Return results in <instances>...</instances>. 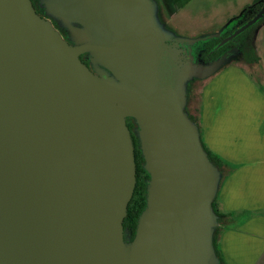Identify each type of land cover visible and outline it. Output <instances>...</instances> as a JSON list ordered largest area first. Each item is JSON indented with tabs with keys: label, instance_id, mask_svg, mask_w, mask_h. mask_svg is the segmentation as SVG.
<instances>
[{
	"label": "water",
	"instance_id": "obj_1",
	"mask_svg": "<svg viewBox=\"0 0 264 264\" xmlns=\"http://www.w3.org/2000/svg\"><path fill=\"white\" fill-rule=\"evenodd\" d=\"M39 1L48 19L32 0H0V264H221L222 174L187 95L236 56H185L179 43L207 37L168 29L156 0ZM263 17L264 6L220 46ZM129 118L150 180L125 242L137 181Z\"/></svg>",
	"mask_w": 264,
	"mask_h": 264
},
{
	"label": "crops",
	"instance_id": "obj_2",
	"mask_svg": "<svg viewBox=\"0 0 264 264\" xmlns=\"http://www.w3.org/2000/svg\"><path fill=\"white\" fill-rule=\"evenodd\" d=\"M254 1L159 0V18L181 36L174 26L198 16L207 19L211 4H220L221 22L212 24L214 34L202 32L191 39L208 37ZM255 47L259 64L231 62L199 83L196 99L202 142L224 172L217 196L227 216L217 240L222 264H264V23L255 32Z\"/></svg>",
	"mask_w": 264,
	"mask_h": 264
},
{
	"label": "trees",
	"instance_id": "obj_3",
	"mask_svg": "<svg viewBox=\"0 0 264 264\" xmlns=\"http://www.w3.org/2000/svg\"><path fill=\"white\" fill-rule=\"evenodd\" d=\"M156 1H159V0H156ZM35 2L37 5L40 6L39 0H35ZM263 6H264V0H255L253 3L247 5L242 10V12L238 16L234 17L231 20V22L224 28L219 38H214V39L210 38L208 40H204L205 42H203L202 50L205 51L207 54L210 51H214L212 57H217L218 55H220L225 49L229 47V45H231V43H229L223 47L217 48L220 42L226 36L233 33L238 27L250 21L263 8ZM262 23H264V18H262L257 25L251 27L249 30H247L245 33H243L241 36H239L236 39L237 42H240L242 45L241 47L242 57L241 58L248 65H256V64H259L260 62V58L258 57L256 47H255V36L252 37V35L249 36V34L253 32V30H255L259 24H262ZM192 84L193 83H191L188 87L187 113L189 114V118L194 123H196L200 129V110H199L198 103L197 102L193 103L192 101V94H193ZM133 141H134L133 144H134V152H135V159H136L137 181H136V187H135L133 198L128 206L127 217L124 220V231L132 235V237H135L139 217L147 206V189H148V184L150 180V175L145 169V160H144L142 150H141V142H140L139 135L137 136L136 140L133 139ZM203 147L205 151L207 152L210 161L221 172L222 179H223L224 172H222V166L220 164L221 161L212 152H210L205 147L204 144H203ZM213 209L218 216V223H219V227L216 229L215 234H214V246H215L217 256L219 257L220 262L222 264L223 261H222V258L220 256V253L218 251V246H217V237L221 229L223 228V226H225L226 224L225 218L227 216L225 215V213L222 212L218 198H216L213 203Z\"/></svg>",
	"mask_w": 264,
	"mask_h": 264
},
{
	"label": "flooded vegetation",
	"instance_id": "obj_4",
	"mask_svg": "<svg viewBox=\"0 0 264 264\" xmlns=\"http://www.w3.org/2000/svg\"><path fill=\"white\" fill-rule=\"evenodd\" d=\"M32 3H33V6H34V8H35V10H36V12L40 15V16H42L43 18H46V19H48L47 17H46V14H45V11L39 6V5H37L36 4V2H35V0H32ZM261 11V10H260ZM259 11V12H260ZM258 12V13H259ZM257 13V14H258ZM256 14V15H257ZM255 15V16H256ZM254 16V17H255ZM253 17V18H254ZM252 18V19H253ZM264 18V17H263ZM251 19V20H252ZM262 19V18H261ZM260 19V20H261ZM259 20V21H260ZM259 21L255 24V25H257L258 23H259ZM249 22V21H248ZM52 23H53V26L60 32V34L62 35V37L69 43V44H71V45H74V43L71 41V38H70V36H69V34H68V32L65 30V29H62V28H60L59 27V25L56 23V22H54V21H52ZM245 25V24H244ZM254 25V26H255ZM261 24H259L258 26H257V28L260 26ZM243 26V25H242ZM242 26H240V27H242ZM240 27H238L236 30H238ZM253 27V26H252ZM257 28L255 29V30H257ZM235 30V31H236ZM249 30V29H248ZM255 30H253L254 32H255ZM234 31V32H235ZM233 32V33H234ZM246 32V31H245ZM244 32V33H245ZM233 33H231L230 35H232ZM243 34V33H242ZM241 34V35H242ZM230 35H228V36H226L224 39H226L227 37H229ZM241 35H239V36H241ZM238 36V37H239ZM237 37V38H238ZM253 37V36H252ZM237 38H235L233 41H231V42H228L227 44H229V43H231V45H229V47L227 48V49H225L220 55H218L217 57H212L213 56V53H214V51H210L208 54L205 52V51H203V50H201V51H199L195 56L192 54V53H190L189 51H186L185 52V56H187V55H189V54H191V55H193V57H194V60H195V62H200L199 60H201V61H203L204 63H211V62H213V61H215V60H218V59H220V58H223V57H231V56H236V58H235V61H241V62H244L243 60H242V53H241V47H242V45H241V43L240 42H237ZM212 39H214V38H212ZM223 39V40H224ZM222 40V41H223ZM222 41L220 42V44L222 43ZM171 44H173V43H171ZM220 44L217 46V48L218 47H223V46H225V45H227V44H225V45H223V46H220ZM179 48V47H178ZM180 49V48H179ZM182 50V49H181ZM81 60H82V62L83 63H85L89 68H90V70L92 71V72H94V73H96V72H98V71H101L102 70V68L101 67H99V66H93V64L91 63V61H90V59H89V56L86 54V55H83V56H81ZM127 125H128V128H129V130H130V132H131V135H132V139H135L136 140V138H137V136H138V132H139V127H138V125L136 124V122H135V120L134 119H131V118H129V119H127ZM134 142V141H133ZM124 237H125V242H131V241H133V239H134V237H132V235H130V234H128V233H126V232H124Z\"/></svg>",
	"mask_w": 264,
	"mask_h": 264
},
{
	"label": "rangeland",
	"instance_id": "obj_5",
	"mask_svg": "<svg viewBox=\"0 0 264 264\" xmlns=\"http://www.w3.org/2000/svg\"><path fill=\"white\" fill-rule=\"evenodd\" d=\"M219 5L215 6V5L211 4L212 10L209 11L210 16L207 17V19L206 18L201 19V17L198 16V17H195V21H193V22H192V20H189V19H187V20L185 19L184 21H181L179 24H181L182 27H178V26L173 27V25H172V27L179 32L181 37L189 38V39L195 38L199 33H202V32L208 33V34L213 33V32H215L214 30H216V27L213 26L212 24L217 23V22H221V19H218V17L222 15L221 9H219ZM255 32H256V30H255ZM255 32L254 31L251 32L249 34V36H251V35L255 36ZM206 39L208 40V39H210V37H207ZM203 42H205V41H200V42H196V43H192V44L179 43L178 47L180 49H182L184 52L189 51L190 53H192L195 56L199 51L202 50ZM199 61L203 62L201 60H199ZM238 62H241V61H238ZM203 81H205V80H203ZM201 82L202 81L192 82L193 83L192 84V90H193L192 101H193V103L197 102L196 99L200 93L199 83H201ZM218 237H219V235H218ZM218 237H217V240H218Z\"/></svg>",
	"mask_w": 264,
	"mask_h": 264
}]
</instances>
